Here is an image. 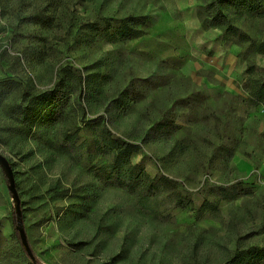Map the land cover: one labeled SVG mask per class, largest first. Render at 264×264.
<instances>
[{"label":"rangeland","instance_id":"obj_1","mask_svg":"<svg viewBox=\"0 0 264 264\" xmlns=\"http://www.w3.org/2000/svg\"><path fill=\"white\" fill-rule=\"evenodd\" d=\"M252 1L247 13L233 0H0V153L42 264H231L264 247V104L246 88L248 66L264 74L251 44L264 38V0ZM194 8L242 68L181 71L182 43L192 61L209 49ZM125 25L141 36L120 35ZM105 128L138 145L130 161L157 187L118 180ZM3 192L0 264H32L5 181Z\"/></svg>","mask_w":264,"mask_h":264},{"label":"trees","instance_id":"obj_2","mask_svg":"<svg viewBox=\"0 0 264 264\" xmlns=\"http://www.w3.org/2000/svg\"><path fill=\"white\" fill-rule=\"evenodd\" d=\"M233 3L237 6L238 10H243V12H247V13H251L257 10L258 7L260 6V5L257 6L256 3H254L252 0H233ZM199 18H200L201 23L205 26V28H210L213 26L211 24H207L203 16H200ZM120 29H121L120 35L122 34L123 37L125 38L137 37V36H141L142 34L141 31L135 28H132V27L129 28L126 25L122 26ZM107 36H110V35L107 34ZM251 44L252 46H254V50L257 53L264 54V38L257 42L253 41ZM247 72L249 73V76L246 80V88L248 89L249 94L256 101L262 102L264 104V74L261 76H255L253 74L254 71L251 65L248 66ZM63 84L64 83L59 81L57 84V88L62 87ZM54 92L56 91H53L52 94H54ZM39 99L45 106H49L53 102L54 95H48V93H43L39 97ZM102 130H104L105 132L109 134V136L103 137L102 149L110 155L111 157L110 164L112 167V172L116 171L118 180H120L121 178H127L130 180L127 184L130 187H135V185L133 184V181H135L141 174H144L146 181H149L150 183L149 185L152 187H157V185L153 184L155 179L151 178L144 171V169L138 170L139 166L132 164V162L130 161V156L132 153H134L138 149V145L125 141L121 138L114 139V137L110 136L111 135L110 131H108L106 128ZM0 171L3 176L4 181L8 184L7 178L1 168H0ZM162 179L170 183H176L172 180H168L164 176H162ZM124 182L126 181H120L121 184H123ZM175 195H176L175 202L178 205L186 206L191 202L190 199H188V197L185 196L181 192H176ZM140 202L143 203V201L141 200ZM143 204L145 205L146 203L144 202ZM11 223H12V228H13L15 235L18 237V240L21 242L19 232L16 228L17 218H16V212L14 209V205L11 209ZM262 260H264V247L258 248L257 246H250L246 249L238 250L231 257L230 262L231 264H256ZM31 262L32 264H42L37 258H36V261L31 260Z\"/></svg>","mask_w":264,"mask_h":264},{"label":"crops","instance_id":"obj_3","mask_svg":"<svg viewBox=\"0 0 264 264\" xmlns=\"http://www.w3.org/2000/svg\"><path fill=\"white\" fill-rule=\"evenodd\" d=\"M186 10H187L186 12H188L187 18H189V20L193 18L190 28L195 26L197 28V32L199 35L201 34V36L203 35L207 36L206 42L208 43L202 44V45L203 46L206 45L209 49H205V50L196 49L198 60L192 61L190 60V58H184L186 54H188L187 52H189L190 49H189V46L184 45L182 43L181 51L185 55L183 57L184 59L183 58L181 60L179 59L181 61V64L179 66L181 68V71L190 77L199 79L196 76H198V72L203 67H206L205 65L211 66L213 69H216V70L226 69L229 71H234V70H237L239 67L242 68L244 66V62L241 59H239V57L229 52H222V45L224 44H223V38L220 36L221 34L220 31L217 29H213V28L206 31V29L202 27V23L196 14L197 12L196 8L190 9V10L186 9ZM189 24L190 23L186 22L185 20V23L183 22V25L181 28H183L184 25H185V28H188ZM183 32L184 31L180 29V34H182ZM190 44L194 45L193 43H190ZM200 78L202 79V76ZM226 84L229 85V88L233 87L234 83L232 81V78L226 81ZM3 181L4 179L0 171V196L2 200L4 201L5 194L3 192ZM2 216L3 214L0 209V219Z\"/></svg>","mask_w":264,"mask_h":264},{"label":"water","instance_id":"obj_4","mask_svg":"<svg viewBox=\"0 0 264 264\" xmlns=\"http://www.w3.org/2000/svg\"><path fill=\"white\" fill-rule=\"evenodd\" d=\"M0 168L3 170L7 178V181H8L7 187L12 195V199L14 202V209H15L16 218H17L16 228L19 232L21 244L24 250L26 251V253L31 258V260L36 261V257L33 253L30 242L28 240L27 232L24 226V221L22 219L21 200H20L17 188H16L14 171L7 157L1 153H0Z\"/></svg>","mask_w":264,"mask_h":264}]
</instances>
